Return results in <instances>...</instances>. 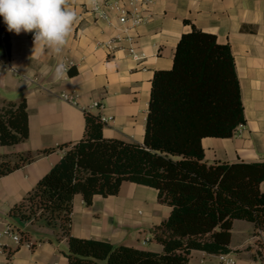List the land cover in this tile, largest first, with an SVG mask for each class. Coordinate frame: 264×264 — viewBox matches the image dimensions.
<instances>
[{
    "label": "crops",
    "instance_id": "1",
    "mask_svg": "<svg viewBox=\"0 0 264 264\" xmlns=\"http://www.w3.org/2000/svg\"><path fill=\"white\" fill-rule=\"evenodd\" d=\"M154 1L152 19L133 31L135 46L145 56L140 62L126 51L109 54L100 47L116 30L98 19L85 0L72 5L78 22L59 56L47 51L33 56L31 33L8 32L6 50L0 42V108L4 100L26 99L30 128L27 141L13 146L0 143V154L55 148L0 178V231L9 224L12 206L59 161L64 153L59 145L83 138L86 112L106 119L105 137L143 143L154 74L172 68L178 42L194 26L231 46L246 118L245 125L230 138L203 139L205 160L264 162V0ZM109 14L116 23L114 14ZM60 61L70 70L57 81L54 68ZM62 94L73 96L76 103L62 100ZM97 100L102 108H91ZM261 190L264 192V181ZM170 210L159 201L156 189L124 182L118 195L96 196L90 206L78 194L71 232L80 238L163 252L152 230ZM22 230L29 235L20 245L9 237L0 240V264H69L66 239L57 241L51 229L32 222H24ZM230 248L236 264H264V243L257 239L253 222L234 220ZM189 264L223 263L216 255L194 251Z\"/></svg>",
    "mask_w": 264,
    "mask_h": 264
},
{
    "label": "trees",
    "instance_id": "2",
    "mask_svg": "<svg viewBox=\"0 0 264 264\" xmlns=\"http://www.w3.org/2000/svg\"><path fill=\"white\" fill-rule=\"evenodd\" d=\"M85 134L8 215L25 237L24 222L47 227L68 241L69 264H189L194 251L230 253L233 222L264 229V162L208 163L203 139L230 138L246 123L235 59L229 44L195 26L177 44L172 68L152 80L143 143L104 135L100 114L85 113ZM30 138L26 99L4 100L0 143ZM55 148L0 154V178ZM124 182L154 188L168 217L154 226L163 252L72 235L75 197L90 206L96 196H116Z\"/></svg>",
    "mask_w": 264,
    "mask_h": 264
},
{
    "label": "clouds",
    "instance_id": "3",
    "mask_svg": "<svg viewBox=\"0 0 264 264\" xmlns=\"http://www.w3.org/2000/svg\"><path fill=\"white\" fill-rule=\"evenodd\" d=\"M89 8L99 11L103 0H85ZM76 0H0V16L7 31L33 35V56L45 51L59 56L78 22L73 8ZM70 69L62 61L54 68V78L67 77Z\"/></svg>",
    "mask_w": 264,
    "mask_h": 264
},
{
    "label": "built area",
    "instance_id": "4",
    "mask_svg": "<svg viewBox=\"0 0 264 264\" xmlns=\"http://www.w3.org/2000/svg\"><path fill=\"white\" fill-rule=\"evenodd\" d=\"M154 0H104L100 5L99 11L91 8V11L98 17V19H104L108 25L112 26L116 30V34L112 35L107 41L100 44V47L104 48L109 54H115L118 51H126L130 58L136 62H140L144 59V54L140 53L136 48V37L133 31L148 23L152 19V7L154 6ZM108 9L110 11L105 10ZM110 13H113L116 17V23L110 18ZM8 40V31L4 22L0 23V42L3 48L6 50ZM126 43L124 46L123 43ZM10 71H13L12 66H8ZM61 99L70 103H76L73 96L68 94H62ZM100 101H94L91 108H102ZM102 120L106 122V119L102 117ZM242 127V126H240ZM239 127V128H240ZM239 128L237 130H239ZM237 132V131H236ZM4 237H9L12 241L20 245L22 244V236L15 229L14 226L7 224L5 229L0 231V240ZM256 237L259 241L264 243V229H259L256 233ZM29 247L33 244L29 241L26 242ZM216 258L223 264H236L237 260L229 253H223L216 255Z\"/></svg>",
    "mask_w": 264,
    "mask_h": 264
},
{
    "label": "rangeland",
    "instance_id": "5",
    "mask_svg": "<svg viewBox=\"0 0 264 264\" xmlns=\"http://www.w3.org/2000/svg\"><path fill=\"white\" fill-rule=\"evenodd\" d=\"M1 107H2V106H1ZM24 234H25V235H24L25 237H28V235H29L28 232H24Z\"/></svg>",
    "mask_w": 264,
    "mask_h": 264
}]
</instances>
